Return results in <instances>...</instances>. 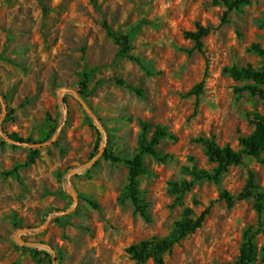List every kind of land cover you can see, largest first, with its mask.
Wrapping results in <instances>:
<instances>
[{
  "label": "rangeland",
  "instance_id": "1",
  "mask_svg": "<svg viewBox=\"0 0 264 264\" xmlns=\"http://www.w3.org/2000/svg\"><path fill=\"white\" fill-rule=\"evenodd\" d=\"M224 11L212 0H0V264H141L129 246L207 207L164 264H232L248 229L249 264H264V208L258 217L253 198L227 206L220 196L240 193L250 171L264 193V164L245 157L217 174L203 143L238 150L250 117L264 115L252 82L227 71L261 67L251 45L264 47V0L222 22ZM197 23L210 27L202 52L185 36ZM202 79V92L188 94ZM157 126L167 134L156 155L141 154L135 204L125 160Z\"/></svg>",
  "mask_w": 264,
  "mask_h": 264
},
{
  "label": "trees",
  "instance_id": "2",
  "mask_svg": "<svg viewBox=\"0 0 264 264\" xmlns=\"http://www.w3.org/2000/svg\"><path fill=\"white\" fill-rule=\"evenodd\" d=\"M213 4H221L225 7L224 14L222 16V22L226 21V15L232 10H237L243 5L247 4L249 0H212ZM210 31L209 26H203L199 23L196 24V28L193 31H186L185 36L194 42V47L199 51H203L202 38ZM117 43L121 46V52L126 54L127 57L133 60H137L134 56L127 53L129 50V39L126 35H119L116 37ZM251 49L257 53L261 59L262 64L260 68H254L251 65H246L241 68L231 67L227 69L230 76L235 80H248L252 84L246 86L251 95L258 96L264 102V47L254 43L251 45ZM203 79L198 82L188 94H199L202 92ZM10 113V112H8ZM7 113V114H8ZM250 122L253 124V130L250 134L239 139L240 148L233 150L230 147H220L213 141L203 140L205 145L206 154L208 158L217 164V174L224 172L229 164H242L245 157H252L260 159L264 164V115H254L250 117ZM143 133L147 130L148 124H141ZM55 129L45 131L40 136V141L46 142L51 140ZM143 133L139 139V150L131 159H126L128 165V183L126 186L129 196L133 202L137 203V197L135 192L136 179L143 172L141 154L148 153L156 155L155 144L159 142V139L166 135V131L161 126H157L151 137L149 143L144 142ZM8 138L14 141H21L27 143H34L29 138L24 139L19 137L16 133H10ZM33 153L36 152V148H32ZM106 157L112 161L120 160L119 157L112 154H105ZM32 161V158L30 159ZM200 178V177H199ZM191 183H182L179 188L177 184H174V188L177 192H184L190 187ZM220 196L225 200L227 206L233 205L234 202L241 199L253 198L255 207L258 213V217L261 216L264 208V193L257 190L254 182V172L250 171L246 180L245 187L237 195H230L227 191H222ZM209 213V207L205 208L195 218H185L177 221L172 232L162 238H152L150 240H143L137 244L131 245L127 248V252L136 259L138 263H144L148 258H153L155 264H164L163 253L170 250L176 243L183 239L186 235L194 232L200 228ZM255 232L248 229L244 233V241L240 247L239 254L236 260L232 264H249L255 259Z\"/></svg>",
  "mask_w": 264,
  "mask_h": 264
},
{
  "label": "water",
  "instance_id": "3",
  "mask_svg": "<svg viewBox=\"0 0 264 264\" xmlns=\"http://www.w3.org/2000/svg\"><path fill=\"white\" fill-rule=\"evenodd\" d=\"M8 140L9 141H13V142H15V143H17V144H26L27 142H21V141H14V140H12V139H10V138H8ZM42 145V143H31L30 144V146H32V147H36V146H41ZM100 153V152H99ZM98 153V154H99Z\"/></svg>",
  "mask_w": 264,
  "mask_h": 264
}]
</instances>
